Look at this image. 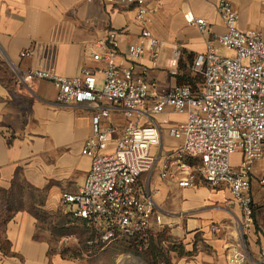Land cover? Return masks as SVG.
<instances>
[{
  "label": "crops",
  "instance_id": "0c3cea01",
  "mask_svg": "<svg viewBox=\"0 0 264 264\" xmlns=\"http://www.w3.org/2000/svg\"><path fill=\"white\" fill-rule=\"evenodd\" d=\"M228 1L237 12L239 30L264 28V0ZM217 2L150 4L149 28L161 46L155 61L148 51L135 61V73L149 85L151 95L185 84L192 76L194 56L208 43L219 52L216 37L225 27ZM135 13L131 5L105 0H0V264H87V257L101 252L94 248L96 252L87 256L92 253L85 246L88 230L60 205V195L76 192L89 171L91 159L81 150L92 135L93 110L87 105H57V88L49 80L39 81L32 91L25 89L16 83L15 70L43 69L62 77L84 71L102 75L98 70L103 62L93 55L105 54L100 44L110 33L115 35L114 61L128 63L127 47L140 39ZM194 17L208 21V32L189 23ZM24 50L30 55L21 57ZM165 118L176 122L185 117L156 116L158 121ZM125 122L115 109L104 120L119 129ZM178 145L163 128L160 145L153 149L160 154L157 167L146 182L162 220L161 226H154L153 241L159 244L158 236L166 231L178 245L169 250L164 264H230L231 250L242 240L252 260L246 264H253L264 248V186L259 183L264 160L257 161L250 174L252 221L240 229L241 210L229 200L227 187L182 188L175 179L158 177V167ZM240 160L235 153L231 164L237 167ZM37 208L59 210L68 220V255L39 232Z\"/></svg>",
  "mask_w": 264,
  "mask_h": 264
},
{
  "label": "built area",
  "instance_id": "2783aa9c",
  "mask_svg": "<svg viewBox=\"0 0 264 264\" xmlns=\"http://www.w3.org/2000/svg\"><path fill=\"white\" fill-rule=\"evenodd\" d=\"M105 1L136 10L140 39L127 47L128 63L114 61L115 35L110 33L100 44L105 54L93 55L104 65L98 70L103 75L100 82L93 71L62 77L43 69L15 70L16 83L25 89L32 91L39 81L49 80L57 88V105H87L93 110L92 135L81 150L91 159L90 168L76 192L60 195L64 213L89 231V247L102 250L124 241L134 248H146L154 226L162 225L146 182L157 167L160 154H154L153 149L160 145L165 128L179 145L158 167V177L175 179L182 188L200 184L227 187L229 200L241 210L238 226L243 229L253 215L250 174L255 163L264 160V28L239 30L232 4L218 0L216 10L225 30L216 41L233 55H219L208 43L191 65L192 76L199 77V83L176 85L151 95L149 85L135 73V61L145 51L154 61L158 58L161 41L149 28L150 4L163 0ZM189 23L208 32L209 23L202 17ZM28 55V50L20 53L21 57ZM110 109L125 119L121 129L104 123ZM166 114L185 118L176 122L156 119ZM235 153L241 155L237 167L231 164ZM259 183L264 186V174ZM129 258L132 256L120 263ZM250 260L244 241L238 242L231 250L230 264ZM253 264H264V248Z\"/></svg>",
  "mask_w": 264,
  "mask_h": 264
},
{
  "label": "rangeland",
  "instance_id": "374dc122",
  "mask_svg": "<svg viewBox=\"0 0 264 264\" xmlns=\"http://www.w3.org/2000/svg\"><path fill=\"white\" fill-rule=\"evenodd\" d=\"M218 54L222 56H232L233 51L231 49L220 46ZM96 77L100 82V78H102V75L98 74ZM199 79H197V81H199ZM36 215L38 216V220L40 223L39 232L45 235H49V239L52 240L51 244L55 247V249H63V252L68 255L65 247L70 244V239L68 238V236L72 232L71 227H67L65 225L66 221L68 220L63 217L59 210L50 213L37 208ZM60 235H64L66 237H63V239L61 238L58 241ZM88 236H90V234ZM158 238L159 244L155 243L143 249L133 248V246L131 247V245L124 241L113 243L103 248L99 255L97 253V257H87V264H121L120 262L122 258H126V256L128 255L132 256V258H129V260H131H123L122 264H128V262H131L133 260L139 261V264H164L165 262H167V253L169 252V250L177 247L178 245L166 231L161 232ZM162 241H165L164 245H160ZM154 249H157L160 254L153 262L151 254ZM92 254L88 253L87 256H90Z\"/></svg>",
  "mask_w": 264,
  "mask_h": 264
},
{
  "label": "trees",
  "instance_id": "16d2710c",
  "mask_svg": "<svg viewBox=\"0 0 264 264\" xmlns=\"http://www.w3.org/2000/svg\"><path fill=\"white\" fill-rule=\"evenodd\" d=\"M197 79H199L198 77H189L188 79H187V81H186V83L185 84H189V85H191V86H195L197 83H199L200 82V79H199V81H197ZM153 244H155V242L153 241V237H151L150 238V241H149V243H148V245H147V247H149L150 245H153ZM85 246L87 247V250H92L91 252L94 254V252H96L95 251V249L93 248V247H89L86 243H85ZM132 247V246H131ZM146 247V248H147ZM134 248V247H133ZM155 248V247H154ZM158 248V247H157ZM134 250V249H133ZM158 251H157V249H154L153 250V252H152V261L154 262L156 259H157V257H158V255L160 254L159 252L157 253ZM91 253V254H92ZM96 253H98V251L96 252ZM99 255V254H98Z\"/></svg>",
  "mask_w": 264,
  "mask_h": 264
},
{
  "label": "bare ground",
  "instance_id": "6f19581e",
  "mask_svg": "<svg viewBox=\"0 0 264 264\" xmlns=\"http://www.w3.org/2000/svg\"><path fill=\"white\" fill-rule=\"evenodd\" d=\"M128 264H139V261L133 260L131 262H128Z\"/></svg>",
  "mask_w": 264,
  "mask_h": 264
}]
</instances>
